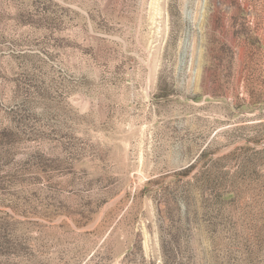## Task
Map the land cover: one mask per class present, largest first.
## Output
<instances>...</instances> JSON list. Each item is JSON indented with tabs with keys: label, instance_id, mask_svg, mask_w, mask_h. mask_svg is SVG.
<instances>
[{
	"label": "rangeland",
	"instance_id": "rangeland-1",
	"mask_svg": "<svg viewBox=\"0 0 264 264\" xmlns=\"http://www.w3.org/2000/svg\"><path fill=\"white\" fill-rule=\"evenodd\" d=\"M0 264H264V0H0Z\"/></svg>",
	"mask_w": 264,
	"mask_h": 264
}]
</instances>
